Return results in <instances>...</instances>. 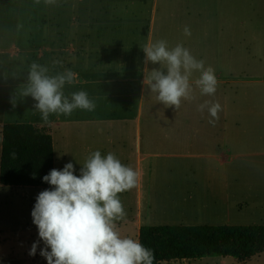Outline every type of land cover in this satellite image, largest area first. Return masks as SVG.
Returning a JSON list of instances; mask_svg holds the SVG:
<instances>
[{"label": "rangeland", "instance_id": "obj_1", "mask_svg": "<svg viewBox=\"0 0 264 264\" xmlns=\"http://www.w3.org/2000/svg\"><path fill=\"white\" fill-rule=\"evenodd\" d=\"M13 25L18 27L12 30ZM185 27L190 35L185 34ZM10 30L9 40L5 33ZM216 31L219 37L214 40ZM160 39L169 47L182 44L213 67L220 93H242L257 83L255 87H262L264 95V0H0V123L26 120L51 131L55 168L63 169L71 161L76 175L96 150L102 156L111 152L123 165L133 167L135 159L127 158L126 144H192L191 137L197 134L193 126H213L207 109L201 112L193 107L200 73L194 71L190 77L194 99H182L178 110L159 102L144 80L145 73L150 76L152 69L161 66L145 63L142 48ZM33 61L47 66L49 75L71 69L76 78L65 84L64 94L71 99V93L84 90L95 109L78 108L69 116L51 114L45 123L33 108L36 101L20 95ZM13 97L19 111L9 113ZM22 110L30 114L21 117ZM262 120L252 123L251 130L241 124V133L234 134L242 137L241 144L254 142L241 147L242 152L264 150ZM1 133L0 127V163ZM260 154L259 161H264V152ZM257 171L264 174V167ZM245 173L242 166L241 174ZM178 175L176 171L172 176L177 182ZM45 189L10 186L0 180V264H47L40 254L43 241L36 254L29 255L33 242L39 240L31 212L37 195ZM133 193V188L118 193L126 215L116 224L122 236L139 240L143 225L169 219L199 224L264 222V179L243 186L241 195L247 200L229 212L197 208V203L192 209L177 208L179 203L176 209L146 212L132 205ZM163 264H264V254L244 262L232 256H210Z\"/></svg>", "mask_w": 264, "mask_h": 264}, {"label": "clouds", "instance_id": "obj_2", "mask_svg": "<svg viewBox=\"0 0 264 264\" xmlns=\"http://www.w3.org/2000/svg\"><path fill=\"white\" fill-rule=\"evenodd\" d=\"M184 32L191 34L187 27ZM142 49L145 63L158 62L161 66L152 69L150 76L145 73L144 82L166 107L175 106L178 110L182 99H194L190 84L194 71L200 73L195 84L201 95L216 93L215 69L194 57L182 44L169 47L166 40L160 39ZM75 78L71 69L49 75L47 66L33 61L27 85L20 95L31 96L36 101L33 108L45 123L51 114L69 116L78 108L93 111L95 102L86 91L71 93V99L64 94L65 84H72ZM11 104L13 108L17 106L15 97ZM198 108L201 112L207 109L212 118L209 123L215 126L221 104L205 101ZM10 156L15 158L16 153ZM75 171L69 161L63 169L53 168L43 176V181L52 187L36 197L31 216L38 228L39 240L33 242L29 255H35L38 244L43 241L40 254L47 264H153L154 250L138 238L122 236L116 224L126 215L118 193L136 187L140 172L123 165L113 153L102 156L99 150L89 154L79 175Z\"/></svg>", "mask_w": 264, "mask_h": 264}, {"label": "crops", "instance_id": "obj_3", "mask_svg": "<svg viewBox=\"0 0 264 264\" xmlns=\"http://www.w3.org/2000/svg\"><path fill=\"white\" fill-rule=\"evenodd\" d=\"M15 27L18 26L14 25ZM218 37L216 31L214 40ZM256 84L246 88L249 93L231 94L216 90L212 96L201 95L197 87L199 93L194 100V109L199 110L198 106L205 101H218L222 111L219 112L220 118L215 126L206 124L193 126L197 134L191 137L192 144H126L128 146L126 156L128 158L131 155L135 159L132 168L140 172L139 182L130 196L133 198L132 205L138 204L141 210L148 212L153 208L166 210L171 208L169 204L177 206L179 203L177 208L192 209L193 204L197 203V208L203 206L209 210L229 212L232 207L245 202L247 199L241 195V188L247 185L254 186L259 180L264 179V174L257 171L258 167H264V161H259L260 152L264 150L242 152L240 146H250L254 142L248 140L247 144H241L242 137L234 134H240L242 127L251 130L252 123L257 122L260 117L264 125V95L261 93L262 87L257 88ZM258 91L260 93L256 94ZM8 120L1 121L2 130ZM2 139L3 133L1 142ZM204 142L208 144H203ZM121 145L125 146L116 144V147ZM233 166L239 173L235 172ZM242 166L246 168L244 176L241 174ZM176 171L179 172L178 182L172 177ZM163 173L166 174V178L163 177ZM168 187H173L168 199L171 203L161 200V193L158 191ZM227 218L229 216L223 218L225 223ZM181 223L199 224L169 219L167 223L152 225Z\"/></svg>", "mask_w": 264, "mask_h": 264}, {"label": "trees", "instance_id": "obj_4", "mask_svg": "<svg viewBox=\"0 0 264 264\" xmlns=\"http://www.w3.org/2000/svg\"><path fill=\"white\" fill-rule=\"evenodd\" d=\"M15 152L12 158L10 153ZM55 168L51 131L32 122L3 128L0 180L10 186L51 188L43 176ZM140 242L154 250L153 264L173 260L232 256L247 261L264 254V222L254 224H145Z\"/></svg>", "mask_w": 264, "mask_h": 264}, {"label": "bare ground", "instance_id": "obj_5", "mask_svg": "<svg viewBox=\"0 0 264 264\" xmlns=\"http://www.w3.org/2000/svg\"><path fill=\"white\" fill-rule=\"evenodd\" d=\"M215 7H216V5H215ZM13 29H14V25H13V27H12V30H13ZM5 35H7V37H8L9 40H10L11 37H12V35H11V30H10L7 34L5 33ZM257 88H259V87L257 86ZM245 92L249 93L248 90L245 91ZM259 93H260V91H258L256 94H259ZM27 99L29 100L30 97L28 96ZM26 104L29 105L28 102H27ZM14 110H18V109H16V108L8 109L9 113L12 112V111H14ZM18 111H19V110H18ZM20 112L22 113V114H20L21 117L23 116V114H25V117L28 116V113L30 114V111H27V110H22V111H20ZM240 147H243V146H240ZM82 149H85V150H86V146L83 147ZM163 177L166 178V174H165V173H163ZM172 189H173V187H168V188H165V189H158V191L161 193V200L166 201V202H168V203H171V201L168 200V199H169V197H170L171 194H172ZM156 190H157V189H156ZM150 195H151V194H150ZM143 200H144V198H143ZM169 205H170L171 208H175V207H176V206H173L172 204H169ZM262 258H263V257H261L260 259H262Z\"/></svg>", "mask_w": 264, "mask_h": 264}]
</instances>
